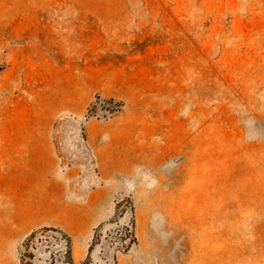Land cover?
<instances>
[{
    "label": "rangeland",
    "instance_id": "374dc122",
    "mask_svg": "<svg viewBox=\"0 0 264 264\" xmlns=\"http://www.w3.org/2000/svg\"><path fill=\"white\" fill-rule=\"evenodd\" d=\"M0 264H264V0H0Z\"/></svg>",
    "mask_w": 264,
    "mask_h": 264
}]
</instances>
